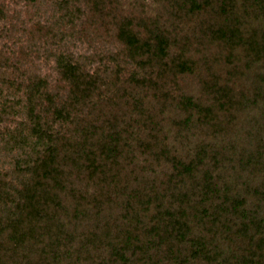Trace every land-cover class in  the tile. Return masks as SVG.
Returning a JSON list of instances; mask_svg holds the SVG:
<instances>
[{"label":"trees","instance_id":"16d2710c","mask_svg":"<svg viewBox=\"0 0 264 264\" xmlns=\"http://www.w3.org/2000/svg\"><path fill=\"white\" fill-rule=\"evenodd\" d=\"M37 1L0 0V264H264V0Z\"/></svg>","mask_w":264,"mask_h":264},{"label":"rangeland","instance_id":"374dc122","mask_svg":"<svg viewBox=\"0 0 264 264\" xmlns=\"http://www.w3.org/2000/svg\"><path fill=\"white\" fill-rule=\"evenodd\" d=\"M51 1L52 0H38L37 3L40 4V6H43L44 10H48V5L47 4H48V2H51ZM151 1L152 0H147V3L151 2ZM8 7L15 8V6L12 3H9ZM15 10L20 12L23 15L25 14V13H22L23 12V8H21L20 6L16 7ZM21 17H22V15H21ZM91 48L92 47L88 46L86 43H80V42L75 44V46H73L74 52L75 53H80V54L81 53L90 54L91 53ZM51 65H52L51 63H47L46 64L43 60H41L40 62H38L37 67H39L40 73H42L44 76L50 78L51 76L54 77ZM0 73L9 75L8 70H4V69H0Z\"/></svg>","mask_w":264,"mask_h":264}]
</instances>
